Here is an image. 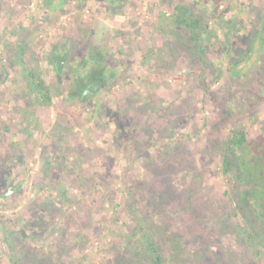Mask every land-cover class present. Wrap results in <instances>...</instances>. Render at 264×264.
I'll list each match as a JSON object with an SVG mask.
<instances>
[{
    "label": "rangeland",
    "instance_id": "374dc122",
    "mask_svg": "<svg viewBox=\"0 0 264 264\" xmlns=\"http://www.w3.org/2000/svg\"><path fill=\"white\" fill-rule=\"evenodd\" d=\"M214 1L0 0V264H154L147 235L164 264H264V0ZM241 134L259 204L224 172Z\"/></svg>",
    "mask_w": 264,
    "mask_h": 264
},
{
    "label": "trees",
    "instance_id": "16d2710c",
    "mask_svg": "<svg viewBox=\"0 0 264 264\" xmlns=\"http://www.w3.org/2000/svg\"><path fill=\"white\" fill-rule=\"evenodd\" d=\"M231 2L227 3L224 0H215L214 1V6H213V11H209L210 15L217 19V20H223L225 17V14L233 7L232 5H234V1L233 0H229ZM204 12L206 13V11H200L198 14L195 12V10H192V8L190 7V5H180L179 7H177L176 9V16L179 19L178 21L181 23L183 21V23H185L186 25H188L189 28L195 29V30H199L202 28L203 26V17H204ZM233 19H229L228 22L226 21L227 24H232ZM239 36L237 39L234 40V42L232 43L234 52L231 55L232 57H238V50H239V46L243 40V38H245L247 36V31H245L244 29H240L239 30ZM264 31L262 30L261 33H259L260 35V39L264 40ZM258 35V36H259ZM193 39L195 40L196 37L193 35ZM264 46V44H262V47ZM253 50V48H250V52ZM222 60V58H221ZM249 60V55L247 56H243L242 58H238V60L235 63H232L229 67H228V72L230 75H232V77H240L243 74V69L247 66V62ZM63 60H60L57 63V69L62 71L63 70ZM259 61V60H258ZM257 61V62H258ZM99 81H101L99 78H97L96 80L91 79H87L86 83H94L95 85L93 86H99ZM94 88V87H92ZM77 89L79 90V94H81L82 97H86L89 95L84 96V92L85 90L80 89L79 87H77ZM93 94H91L90 96H92ZM239 140H233L231 139L230 142L226 145L227 147L224 150V172L225 173H229L232 177L233 180H238L239 182H243L244 183H248V193L251 195L250 198H256L255 196V191H256V185L254 184V179L253 176L251 174V169H252V165L254 164V162L250 159H248V153L249 150L247 148H243V145H247V138L245 134H241L239 136ZM242 146V148L240 149L242 154H241V158L239 157V153L237 151L238 147ZM237 159H239L240 162L237 161ZM255 166V165H254ZM250 198H245L244 199V204L247 205L248 207H250V205H252ZM261 199V198H260ZM261 201L263 202V199H261ZM263 215H264V211ZM147 239H150L151 241L148 243L149 246V250L151 252L152 258L154 260V264H164L163 263V258L161 256V249L159 247V242L156 240V238L153 236H149L147 235ZM253 237V236H252Z\"/></svg>",
    "mask_w": 264,
    "mask_h": 264
},
{
    "label": "flooded vegetation",
    "instance_id": "af4514ba",
    "mask_svg": "<svg viewBox=\"0 0 264 264\" xmlns=\"http://www.w3.org/2000/svg\"><path fill=\"white\" fill-rule=\"evenodd\" d=\"M105 3H109V4H111L112 2H115V1H119V0H103ZM82 78H86V79H93V80H96L97 78H99L101 81L102 80H104V79H108L109 78V76L108 75H104V76H98L94 71H93V69H90L89 71H87L85 74H84V76H81ZM93 85H95V82L93 83H86L83 87H82V89L83 90H85V92H84V96H86V95H91V94H95L97 91H98V89H99V86H93ZM92 87H94V88H92ZM256 199V201H257V204H259V202H262L261 201V199H258V197L257 198H255ZM254 210V213L256 214V216L257 217H259V218H262L263 219V221H264V215H263V212H260L261 210H258L257 208H254L253 209ZM262 211H264V209L262 208Z\"/></svg>",
    "mask_w": 264,
    "mask_h": 264
},
{
    "label": "water",
    "instance_id": "95a60500",
    "mask_svg": "<svg viewBox=\"0 0 264 264\" xmlns=\"http://www.w3.org/2000/svg\"><path fill=\"white\" fill-rule=\"evenodd\" d=\"M21 185H22V183L20 184V186H19V188L17 189V191H20L21 190ZM13 187H11L10 189H9V191H8V193H7V195H11L12 193H13Z\"/></svg>",
    "mask_w": 264,
    "mask_h": 264
}]
</instances>
